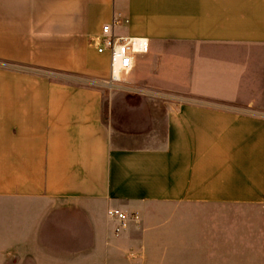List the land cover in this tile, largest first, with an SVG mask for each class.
Returning <instances> with one entry per match:
<instances>
[{
    "label": "crops",
    "instance_id": "0c3cea01",
    "mask_svg": "<svg viewBox=\"0 0 264 264\" xmlns=\"http://www.w3.org/2000/svg\"><path fill=\"white\" fill-rule=\"evenodd\" d=\"M115 13L150 48L109 89L92 39ZM111 207L138 222L115 234ZM1 245L6 264H264V0H0Z\"/></svg>",
    "mask_w": 264,
    "mask_h": 264
},
{
    "label": "built area",
    "instance_id": "2783aa9c",
    "mask_svg": "<svg viewBox=\"0 0 264 264\" xmlns=\"http://www.w3.org/2000/svg\"><path fill=\"white\" fill-rule=\"evenodd\" d=\"M127 23L128 17L115 13L113 20L104 24L101 33L92 39L97 52L108 55L109 76L102 84L109 89L117 88L122 78L134 70L138 56L147 53L150 48L147 37L125 35L116 31L117 27ZM107 214L116 222L118 233L125 230L131 222L139 220L138 212H128L116 207L109 208Z\"/></svg>",
    "mask_w": 264,
    "mask_h": 264
},
{
    "label": "rangeland",
    "instance_id": "374dc122",
    "mask_svg": "<svg viewBox=\"0 0 264 264\" xmlns=\"http://www.w3.org/2000/svg\"><path fill=\"white\" fill-rule=\"evenodd\" d=\"M20 207V206H18ZM18 207H14L13 208V221L14 222H18L20 220V222H26L28 221V223L30 222V224H33L34 222H32V216L34 215L33 211L32 210H26L25 208H23L24 210L22 209H19ZM26 207V206H25ZM29 207V205L27 206ZM108 211V210H107ZM129 212V211H128ZM3 215L5 216V214L3 213ZM4 218V217H3ZM28 218V219H27ZM114 221V220H113ZM115 222V221H114ZM116 223V222H115ZM129 227V226H128ZM35 227L34 229H30V232L32 231L33 233H35ZM126 230V229H125ZM115 234H118V232L116 231V224H115ZM122 232V231H121ZM119 232V233H121ZM5 257H6V251L4 250V246H0V264H6V260H5Z\"/></svg>",
    "mask_w": 264,
    "mask_h": 264
}]
</instances>
